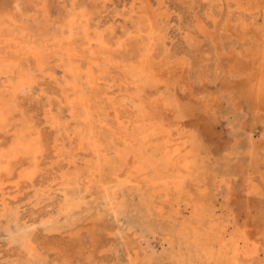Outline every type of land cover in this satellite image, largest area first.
Returning <instances> with one entry per match:
<instances>
[{
    "label": "rangeland",
    "instance_id": "374dc122",
    "mask_svg": "<svg viewBox=\"0 0 264 264\" xmlns=\"http://www.w3.org/2000/svg\"><path fill=\"white\" fill-rule=\"evenodd\" d=\"M17 1L0 0V154L33 128L44 152H22L0 176L13 196L40 161L15 201L0 192V264H223L232 234L264 232V98L251 90L264 0ZM68 45L87 120L54 53ZM33 46L43 59L22 55ZM88 70L100 78L91 88ZM16 81L30 84L17 96ZM124 96L132 106L114 114ZM173 150L187 170L167 164Z\"/></svg>",
    "mask_w": 264,
    "mask_h": 264
},
{
    "label": "bare ground",
    "instance_id": "6f19581e",
    "mask_svg": "<svg viewBox=\"0 0 264 264\" xmlns=\"http://www.w3.org/2000/svg\"><path fill=\"white\" fill-rule=\"evenodd\" d=\"M21 0L17 1V5L18 3H20ZM264 2V1H263ZM216 6V5H215ZM212 8V7H211ZM216 8V7H215ZM245 9V8H244ZM254 10V9H253ZM252 11V10H251ZM250 11V12H251ZM255 12V11H254ZM206 14V13H205ZM218 14V13H217ZM264 14V12H263ZM257 18V17H256ZM255 20V19H254ZM250 23V22H249ZM245 24V22L243 23ZM264 25V24H263ZM247 29V28H246ZM188 39V38H187ZM259 39L261 40L262 46L260 47L261 49H263L262 51V55L259 57V63H258V76L255 79V84L252 86L251 90H252V96L254 99H256V101H258L259 103H261V100H263L264 98V80L262 79V75H260L263 71H264V27L261 30ZM260 42V41H259ZM163 43V42H162ZM258 43V41H257ZM107 42L105 40L101 39H96V42L94 44L89 43V47H90V55L93 59H96L97 57H95L94 55L97 53L95 52H91V49H98V50H104L107 46ZM13 48V47H12ZM88 49V48H87ZM137 50V48H136ZM135 50V51H136ZM41 49L38 47H29L25 50H23L21 53L23 56H27V57H32L34 59H43V54L41 53ZM75 50L70 47V45H68V48H59L58 53H56V55H58L59 53L66 55L68 61H69V72L73 78V82L71 83V89L74 91V93L76 94V98L77 100L74 102V106L71 105V107H79L81 109H85L87 107V94L83 91L82 87V83L79 82V78L82 77L81 76V72L79 71L80 66H74L73 62L78 61V57H75L77 52H74ZM95 51V50H93ZM97 51V50H96ZM139 51V50H138ZM137 51V52H138ZM109 53V52H108ZM114 53V52H113ZM140 55V53H138ZM78 55V54H77ZM138 55V56H139ZM61 56V55H59ZM125 56V55H124ZM58 57V56H56ZM59 58V57H58ZM31 59V58H30ZM139 65L142 67L141 70H143V68L146 66H149V64L151 63V55H149V53L147 51H145L144 55H140L139 56ZM94 62V61H93ZM95 63V62H94ZM42 67H45L46 65L44 64V61L41 62ZM93 66V65H92ZM97 66V65H96ZM98 67V66H97ZM151 67V65H150ZM40 68V67H39ZM147 69V68H146ZM151 69V68H150ZM88 74L83 77H85V81L88 87L91 88V86L93 84H97V82L99 81V76H95L92 72V70H88ZM261 72V73H260ZM21 74V73H20ZM264 77V75H263ZM29 78V77H28ZM20 80V79H18ZM84 80V79H82ZM51 81V80H50ZM72 81V80H71ZM17 82V81H16ZM29 82V81H27ZM30 83V82H29ZM30 85V84H29ZM28 83L23 82V81H19L17 82L14 86L11 87V89L13 90V93L15 96H17L19 94V91H25V89L29 86ZM7 86V85H6ZM9 86V85H8ZM6 88V87H5ZM30 88V87H29ZM9 89V88H8ZM7 89V90H8ZM70 89V90H71ZM6 90V91H7ZM31 90V89H30ZM66 92V91H65ZM116 92V91H115ZM63 96V95H62ZM31 99V98H30ZM131 99V98H130ZM127 96H124L121 99V103L120 104H112V108L114 109V114H118L121 112H125L127 111V109H129V107H131L132 100H130ZM120 101V100H119ZM136 101V100H135ZM136 103V102H135ZM262 106L264 107V104L261 103ZM1 105V104H0ZM212 107L215 108V101H212ZM78 108V109H79ZM2 109V108H1ZM2 112V111H1ZM83 112V111H81ZM80 112V113H81ZM127 115V114H126ZM82 116L85 117V119H88V115H87V109H85V111L82 113ZM3 117L2 115H0V120H2ZM3 121V120H2ZM83 121V120H82ZM4 122H6L4 120ZM79 122V121H78ZM81 123V122H79ZM110 124V123H109ZM3 125V122L2 124ZM108 126V125H107ZM34 131H32V129H30L29 132H24V134H22L19 137V139L17 140V142L15 143V147L13 149H11V153L7 156L0 154V176L5 175L6 177H11L13 175V165L14 163H16V161L21 157L22 152H27L26 155H28V152H31L32 154H35L38 158L41 155H43L42 153L44 152V150H42V148H40V145L38 144L39 142L41 143V139H40V133L38 131H35V129L33 128ZM27 131V130H26ZM81 131V130H78ZM85 131V130H84ZM85 133V132H84ZM92 134V133H91ZM82 135V134H81ZM92 136V135H91ZM32 137V138H29ZM55 137V136H54ZM130 142V141H129ZM170 141H168L165 144L164 149L168 150V148H170ZM83 145V148H81L82 151L84 150H88V148L86 149V146L83 142H80V145ZM101 144V143H100ZM34 148L36 149L34 152ZM92 151H94L95 153L100 149V146L94 142V144L91 146L90 148ZM105 149V148H104ZM89 151V150H88ZM106 152V151H105ZM85 154V152H83ZM88 153V152H87ZM170 155V160L167 163L168 165H171L173 162V166H175V168H188V166L186 164H184L183 166L181 165L182 162L184 161V159L182 160L180 158V153H177V150H173V151H169L168 153ZM31 155V154H30ZM92 155V154H91ZM27 157V156H26ZM25 157V158H26ZM29 159V157H28ZM35 159V158H34ZM38 160V159H37ZM92 160V159H91ZM19 162V160H18ZM40 162V161H39ZM39 162H36L37 166H34V169H29V170H24L22 171L16 178V181L13 182L12 186H8V187H12L14 188V194L12 196V194L9 193H5V192H1L4 191L3 189V184H0V192L3 195L2 197V204L3 206H6L8 204H10L11 201H15L18 196L21 194V189L23 187V184H32L35 183L36 177H38L37 173H39L38 171V166H39ZM44 162V161H43ZM47 162V161H46ZM31 163V162H30ZM91 163V162H90ZM89 163V165H90ZM98 166L101 167L102 165V158L101 160L99 159L97 161ZM57 164V163H56ZM92 165V164H91ZM131 165V164H130ZM71 166V165H70ZM63 171V170H62ZM68 173V172H67ZM41 174V173H40ZM59 175V174H58ZM62 177V176H61ZM2 178V177H1ZM100 178V177H99ZM97 179V181L100 179ZM135 178V177H134ZM146 179V178H145ZM136 180V179H135ZM96 181V182H97ZM171 182V181H169ZM253 179L249 178L248 179V186H252ZM50 183V182H49ZM110 183V182H109ZM118 183V181H117ZM108 185V183H103L100 182V188L103 189L104 194L106 195V197L109 196V192H108V188H105V186ZM171 185V184H170ZM169 185V186H170ZM32 187V186H31ZM178 187V186H177ZM180 187V186H179ZM178 187V188H179ZM89 188V187H88ZM105 188V189H104ZM251 188V187H250ZM13 190V189H12ZM115 190H117L115 188ZM32 191V190H31ZM115 195V192L113 190V192ZM9 195V196H7ZM21 196V195H20ZM32 196V195H31ZM116 196V195H115ZM115 198V197H114ZM119 199V198H118ZM36 201V200H35ZM44 201V200H43ZM62 202V201H61ZM30 205V204H29ZM61 216V215H60ZM59 218V217H58ZM18 225V224H17ZM69 228V227H68ZM33 233V232H32ZM51 233V232H50ZM229 249L228 251H226V257L224 258V263L223 264H256V262L260 259V252H264V232H254V231H250L247 228H244L240 231V233L235 236V235H231L230 236V240H229ZM38 251V250H37ZM262 254V253H261ZM264 264V263H262Z\"/></svg>",
    "mask_w": 264,
    "mask_h": 264
}]
</instances>
